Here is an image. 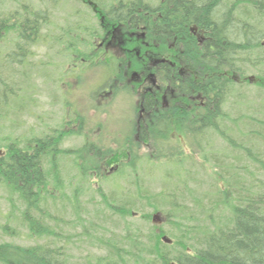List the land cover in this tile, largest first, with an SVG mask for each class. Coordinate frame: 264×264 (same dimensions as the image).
<instances>
[{
    "label": "trees",
    "instance_id": "trees-1",
    "mask_svg": "<svg viewBox=\"0 0 264 264\" xmlns=\"http://www.w3.org/2000/svg\"><path fill=\"white\" fill-rule=\"evenodd\" d=\"M10 1L13 2L12 7L8 6L7 0H0V131L1 121H8L16 110L23 109L20 102H23L25 92L29 89L28 61L33 54L31 46L41 38L42 29L52 24L48 5H58L60 0H38L42 4H48L43 9L36 7L33 0ZM178 4L182 8L181 11L187 15L175 19L172 14L177 17ZM114 6L117 7L118 22L130 20L134 24L140 20L151 21L156 17V13L162 10L171 15L167 16L171 24L174 20L176 23H186L187 19L202 24L211 21L213 28L211 37L216 42L215 53L206 61L197 60L194 66L197 81L192 82L196 92L205 95L206 105L198 104L197 110L192 114L178 111L177 114L154 120L149 124L148 130L143 127L140 138L158 143L165 142L169 136L172 137L174 131H181L188 136L187 131L180 128V124L184 122V118L188 119L191 116L197 120L199 127L197 132L202 133L199 143H196L200 148H207L210 144L209 137H203L205 130L209 129L220 135L229 148L239 152V155L233 158H237L239 163L232 172L240 178L235 181L232 189L231 180L214 168L215 174L219 175L218 179L224 181V184L215 190L211 188L205 191L206 194L201 197L203 200L198 198L194 201L201 214L196 223H186L181 216L176 215L172 219V213H167L168 222H172V226L178 227L181 231L180 235H173L174 240L168 236L171 238L170 243L162 240V234L167 235L163 227H160V233L152 234L154 247L142 237L130 234L126 236L128 243L119 246L121 242L118 238L108 239L106 234L100 231L101 237L105 240L102 238L99 241L102 243L101 246H106L107 253L86 256V264H264V177L257 176L259 168L264 170V158L260 157V151H256V154L251 151L253 145L248 146L250 144L247 142L250 141L255 146L264 143V104L260 102L257 107L259 111L255 114L259 117L246 114L247 110L243 113L242 107L239 114L234 110L233 113L224 110L229 103L228 107L231 108V105L234 107L236 105L234 103L241 102L242 98L244 100V95L247 94L244 91L246 85L237 81L236 76L242 78L248 68L258 66L261 67L262 73L259 74L260 79L257 78L262 83L264 81V0H233L228 11H224L221 0H158L154 5L151 4V0L148 2L117 0L116 5L107 9L112 12ZM221 6L223 11L219 10ZM160 20L155 24L161 25L163 16ZM84 29L89 38L81 40L77 33L67 31L60 39V43L67 51L65 54L67 60L72 63L75 54L78 56V62L79 59L86 58L87 62L83 63L86 66L84 71L102 67L109 70V64L117 65L118 60L112 57L111 53L100 56L98 52L95 55L94 51L99 50L98 44L95 43L94 46L93 43L97 33L94 26L88 23L84 25ZM7 39L13 42L12 48H8L11 46ZM45 41H48L47 36ZM199 48L205 50L197 46V49ZM244 78L246 80V76ZM227 118L232 119L233 122L230 123L234 125L249 121L250 128L247 137L244 136L245 139L236 136V131L231 126H224L223 129L222 125ZM50 133L44 138L38 136L1 138L0 134V186L8 192L6 200L10 202V208L5 210H2L0 204V264H72L68 245L73 243V236L98 238L100 227L97 228L93 221H90V226L84 224V219L80 216L79 200L74 206L79 213V221L73 226L80 225L83 228L82 232L66 234L61 227V221L65 223L66 221L61 220L62 217L51 210L50 205L54 203L56 206L57 198L63 203L67 197L63 190L62 175L53 169L58 165L57 160L81 151L61 147L67 135L79 134L80 131L55 129ZM244 149L250 154L240 152ZM122 150L126 148L119 147L117 153L113 150L112 154L103 156L107 159L104 165L119 163L117 173L120 174L116 173L119 176L126 175L128 169L136 173L140 167L139 163L144 158L137 153L130 157L126 152L122 154ZM158 154L156 158L163 157L168 162L180 164V170L176 175L178 182H185L183 159L169 160L176 155L174 152ZM243 158L248 161L240 162ZM100 159L91 157L89 161L91 164L94 161L95 164ZM202 159L204 163L210 160L207 154H204ZM148 161H151V158ZM249 163L255 165V170L251 169ZM78 165L80 173L84 170L87 175L89 167L81 168L80 164ZM215 167L220 168L219 163ZM224 168L229 171L226 166ZM238 174L247 175V179ZM81 175L83 176L82 173ZM114 176L105 175L102 180L113 177L111 180L113 182ZM137 187L136 193L133 194L132 190H127V186H122L119 182V188L116 189L118 194L112 195L107 201L109 211L114 215L131 214L132 211L140 213L144 208H153V200H160L163 204L170 203L169 199L173 200L165 194L166 189L149 200L144 182L138 183ZM96 190L99 192L100 189ZM76 193L79 191L76 190ZM207 194H212L213 197ZM16 203H21L22 207L17 208ZM175 203L171 205L176 209L178 206ZM65 207L57 206V211L65 212ZM223 208H228L232 214L229 223L212 227L210 223L215 210L220 215ZM142 216L150 219L149 213ZM192 216H188L187 219L190 221ZM92 229L95 231L94 235L91 234ZM22 234L29 243L18 242ZM1 235L7 237L1 239ZM183 239L193 241L184 242ZM98 248L102 250L101 247Z\"/></svg>",
    "mask_w": 264,
    "mask_h": 264
},
{
    "label": "rangeland",
    "instance_id": "rangeland-1",
    "mask_svg": "<svg viewBox=\"0 0 264 264\" xmlns=\"http://www.w3.org/2000/svg\"><path fill=\"white\" fill-rule=\"evenodd\" d=\"M94 1L105 10L117 4V0ZM146 1L148 2L149 0ZM157 1L151 0V4L154 5ZM231 1L233 0H221L224 11L229 10ZM33 2L34 5L40 9L48 5L38 2V0H33ZM7 3H9V7H12V1L7 0ZM13 8H15V6H13ZM47 8L49 14H51L52 24H48L42 29L41 38L35 45L31 46L33 54L29 57L30 60L28 61L29 78L27 85L29 89L25 92L24 103L22 101L20 102L23 109H21V111L16 110L8 121H1V138L4 136H12L13 138L38 136L44 138L50 135V132L55 129H60L62 131L73 129L77 131L81 128L76 127L77 125H67L65 123V118L70 119L76 112H84L88 132H84V130L81 129L82 132L79 134L67 135L61 146L64 149H79L81 153L63 156L61 159L57 160L58 165L53 168L58 170L62 175V182L64 183L63 190L67 197L63 202L64 204L62 200L57 198L56 206L54 203L50 205L51 210L59 214L60 217H62L61 220L66 221V223L61 221V227L66 234L82 232L83 230L80 225L76 227L73 226L79 221V213L74 207L78 200L81 203L80 216L84 219V224L90 226V221H93L97 228L100 227L99 233L96 232L98 238L93 236L87 237L85 235L73 236V243L68 245V254L70 255L72 264H86V256L104 255L107 253L105 250L106 246H101L102 243L99 241V239L103 238L101 237L100 231H103L108 239L118 238L121 242L119 246L127 242L126 236L130 234L142 237L145 242H149L154 247V238L152 234L158 233V227L151 221V216L154 212L161 214V227H163L167 235L174 240L175 237L173 235H180L181 231L178 227H173L172 222H168L169 217L167 213H172V219L174 215H176L179 217L181 216L182 220L186 223H196L201 214L199 212L200 208L194 201L198 198L202 199L201 197L206 194L205 191H209L211 188L215 190L219 185L224 184V181L218 179L219 175L215 174L214 170H218L221 175H225L231 180L232 189L235 185V181L240 178L232 172L239 163L237 158H233L239 155V152L229 148L226 141H224L220 135L214 134L213 131L209 129L205 130L203 137H209L210 144L207 148H200L196 143H199L198 141L201 139L200 135H202V133L199 134V131L197 132L198 129L191 130L189 128H184V125H182L183 123L180 124V128L187 131L188 136L181 131H174L172 137H167L165 142L156 143L152 140L150 142L147 141V145L133 142L136 137V125L134 121L137 112V105L135 102L136 95L132 97L129 94H122L113 98L107 97V99H101L100 102L96 101L98 95H92V91L97 89L99 81L105 79L107 82L106 86L112 87L113 84L115 85L116 81L114 80V74L111 73L106 75V72L112 71L116 74V63L109 64V70L103 69L104 67L94 68L85 71V75L79 69H76L72 73L74 74L75 80H68L67 78L68 73L72 70V64L65 57V54H67L65 46L60 43V39L63 38L64 33L67 31L77 33L78 23H82L83 25L88 23L96 27L98 31L96 34L97 37L103 34L92 6L77 0H60L58 5H48ZM219 10L223 11L222 6ZM159 12L160 11L157 13ZM79 14L83 16L81 17ZM46 36L48 41H45ZM81 38L85 39L89 38V36L85 34L84 38V34H81ZM95 39L96 37L93 41L94 46L95 43L99 41V39H97L96 42ZM8 42H10L11 46L8 48H12L13 42L11 40H8ZM4 47L6 49L5 45ZM100 53L102 54L103 52L100 51ZM79 66L86 69V66L81 61H79ZM247 70L245 74L246 77L248 75V77L256 75L260 79L259 74L262 73L261 67L254 66V68L251 67ZM244 77H242L240 83L246 85L244 91L247 93V96L244 95L245 98L244 100L242 98L241 102L234 103L236 104L234 107L231 105L230 108L228 107L230 103L227 104L224 110L226 112L232 111V113L234 110L236 114H239L241 113L242 107L244 110L243 113L247 110L248 113L246 114L250 113V115L253 114L254 117H259V115L255 113L259 111L257 108L259 103L261 102L264 104V83L261 84V82L257 80H253L252 82L245 81L243 80ZM106 86H104L103 89ZM230 122H233V120L227 118L226 124L223 123L222 125L223 129L224 126H231L236 131V136L247 137V131L250 128L249 121L240 122L236 125ZM247 142L250 145H246H253L251 151H254L255 154L256 151H260V157L264 158V143H260V146H255L250 141ZM92 143L101 148L90 146ZM119 147H121V149L124 147L126 148V150L121 151L122 154L126 152L132 157L137 153V155L144 158L142 162L139 163L140 167L136 170V173H132L133 171L128 169L126 175L115 176L113 182L111 181L113 177L109 180H102L103 176L107 175V177H109L115 173L108 172L109 170L104 165L107 159L103 156L112 154L113 150L114 153H117L116 150L118 151ZM1 151L3 150L1 149ZM162 152H174L176 153V155L172 156L174 160L183 159V164H185L183 168L185 170V175L183 178L186 179L185 182H178L176 175L180 170V164L172 161L168 162V160L163 157L156 158V156L159 155L158 153ZM240 152L250 154V152L245 149ZM177 154L181 156H177ZM204 154H207L210 159L208 163L203 162L202 156ZM88 156L92 158L100 157L101 159L99 162L93 164V161L91 164L89 161L91 157L88 158ZM148 156L151 158V161H148L150 159ZM247 161L248 160L245 158L240 160V162ZM217 162L220 168L215 167L218 165ZM78 164H80L81 168L89 167L87 175L84 173V170H81L83 176L81 175ZM249 164L251 169L255 170V165L253 163ZM147 165H149V170H147ZM224 166H226L227 170L230 172L226 171ZM48 168H50V166ZM132 168L134 169V167ZM263 172L264 170H260L259 168L257 176L263 178ZM238 175L242 176L243 179H247V175L245 174ZM118 178L119 180H116ZM142 181L144 182L145 190L148 191L149 200L158 195L163 189H166L165 194L173 200L169 199L171 202L164 204L161 203L160 200H153V208H144L142 209L143 212L138 214H133V211L131 214L126 215L112 214L109 211L107 201L112 198V195L118 194V190L116 189L119 188V182L122 183V186H127V190H132L131 193L134 194L138 189V183L141 184ZM251 182H253L252 179ZM185 185H187V187ZM96 189H100L99 192L101 195ZM76 190H78L79 193H76ZM7 195L8 192L6 189L0 186V204L2 210L10 208V202L6 200ZM207 195L213 197L212 194ZM205 197H203L204 202ZM52 202H54V200H52ZM173 202H176L175 204L178 206L176 209L171 205ZM15 205L17 208L22 207L21 203H16ZM57 206L59 208L66 206L65 212H58ZM215 211L214 217L211 220L212 223H210L212 227L214 225L217 226L229 223L232 214L228 208H223L220 215L217 210ZM146 213L150 214V219L142 216ZM190 215L193 216L189 221L187 217ZM94 232L95 231L92 229L91 234L94 235ZM2 237L7 236L1 235V239ZM103 240H105V238H103ZM187 240L193 241L191 239ZM187 240L183 239L182 241L186 242ZM19 241L29 243L23 234L18 242ZM98 247H101L102 250Z\"/></svg>",
    "mask_w": 264,
    "mask_h": 264
},
{
    "label": "flooded vegetation",
    "instance_id": "flooded-vegetation-1",
    "mask_svg": "<svg viewBox=\"0 0 264 264\" xmlns=\"http://www.w3.org/2000/svg\"><path fill=\"white\" fill-rule=\"evenodd\" d=\"M77 1L92 6L99 27L103 31L102 36L95 39V41L99 39L97 43L99 50L94 51L95 55L98 52L100 56L111 53V56L118 60L117 73L106 72V75L114 74L115 85L111 83L112 87L106 86L105 79L99 81L97 84L99 90L92 92L93 95H98L96 101L99 102L101 95L108 98L122 94H129L132 97L136 95V137L135 141L132 140L133 142L147 145V141L141 140L140 132L144 126L148 130L149 124L154 120L177 114L178 111L192 114L197 110L198 104L206 105L205 95L197 93L192 82L197 81V71L194 69L197 60L200 59L198 62L206 61V59H211L215 53L216 42L211 37L213 33L211 21L202 24L187 19L186 23H176L174 20L171 24L168 19L171 15L162 10L157 15L154 12L156 17L151 21L140 20L135 21L134 24L130 20L118 22L116 6L110 12L94 4L92 0ZM181 9L178 4L177 17L174 13L172 14L175 19L187 15ZM149 12L146 11V13ZM162 16L164 18L162 24H155L161 21ZM94 29L97 33L96 27ZM85 33L84 25L79 23L77 34L79 36L84 34L85 38ZM205 45H207L206 48ZM197 46L205 50L197 49ZM100 51L103 53L101 54ZM79 61L87 62L86 58L79 59ZM71 64L72 70L67 75L68 80H75L72 73L76 69L85 73L83 70L85 68L79 66L77 54L74 55ZM92 69L94 68L89 70ZM104 86L106 87L103 89ZM189 117L184 118L182 125L184 128L197 130L199 128L197 120ZM65 123L69 126L77 125L76 127L88 132L84 112H76L70 119L65 118ZM91 145L100 148L93 143ZM108 169L112 171L115 167H108Z\"/></svg>",
    "mask_w": 264,
    "mask_h": 264
},
{
    "label": "water",
    "instance_id": "water-1",
    "mask_svg": "<svg viewBox=\"0 0 264 264\" xmlns=\"http://www.w3.org/2000/svg\"><path fill=\"white\" fill-rule=\"evenodd\" d=\"M160 214L159 213H156L154 216H153V220H154V222L155 221H157V220H159V216Z\"/></svg>",
    "mask_w": 264,
    "mask_h": 264
},
{
    "label": "bare ground",
    "instance_id": "bare-ground-1",
    "mask_svg": "<svg viewBox=\"0 0 264 264\" xmlns=\"http://www.w3.org/2000/svg\"><path fill=\"white\" fill-rule=\"evenodd\" d=\"M217 113V112H216Z\"/></svg>",
    "mask_w": 264,
    "mask_h": 264
}]
</instances>
